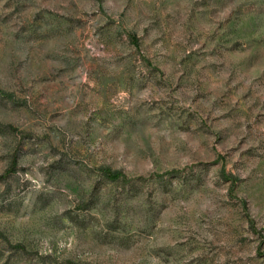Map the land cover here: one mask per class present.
I'll return each mask as SVG.
<instances>
[{
	"label": "rangeland",
	"instance_id": "obj_1",
	"mask_svg": "<svg viewBox=\"0 0 264 264\" xmlns=\"http://www.w3.org/2000/svg\"><path fill=\"white\" fill-rule=\"evenodd\" d=\"M0 264H264V0H0Z\"/></svg>",
	"mask_w": 264,
	"mask_h": 264
},
{
	"label": "trees",
	"instance_id": "obj_2",
	"mask_svg": "<svg viewBox=\"0 0 264 264\" xmlns=\"http://www.w3.org/2000/svg\"><path fill=\"white\" fill-rule=\"evenodd\" d=\"M103 174L107 179H109L111 181H116V180H119L121 178V174L119 172H113L109 169L103 170Z\"/></svg>",
	"mask_w": 264,
	"mask_h": 264
}]
</instances>
